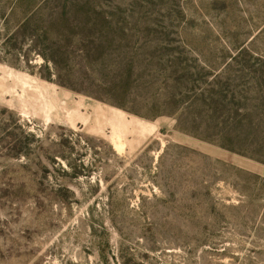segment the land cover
<instances>
[{
	"label": "rangeland",
	"instance_id": "obj_1",
	"mask_svg": "<svg viewBox=\"0 0 264 264\" xmlns=\"http://www.w3.org/2000/svg\"><path fill=\"white\" fill-rule=\"evenodd\" d=\"M0 264H264V0H0Z\"/></svg>",
	"mask_w": 264,
	"mask_h": 264
},
{
	"label": "trees",
	"instance_id": "obj_2",
	"mask_svg": "<svg viewBox=\"0 0 264 264\" xmlns=\"http://www.w3.org/2000/svg\"><path fill=\"white\" fill-rule=\"evenodd\" d=\"M220 119H221V121H222V124H223V128H222V131H229V127H230V119L227 117V116H223V115H220ZM230 131H242V130H236V129H234V130H230ZM229 146H231L232 145V143L231 142H229ZM223 148H225V147H223ZM225 149H228V150H234V151H231V152H234V153H236V154H240L239 152H242V151H240V150H237V149H234V147H232V148H225ZM241 155V154H240Z\"/></svg>",
	"mask_w": 264,
	"mask_h": 264
},
{
	"label": "bare ground",
	"instance_id": "obj_3",
	"mask_svg": "<svg viewBox=\"0 0 264 264\" xmlns=\"http://www.w3.org/2000/svg\"><path fill=\"white\" fill-rule=\"evenodd\" d=\"M248 7L252 8V7H251V6H249V5H248ZM116 148H117V150H118V151H120V150H121V148H122V146H121V145H118Z\"/></svg>",
	"mask_w": 264,
	"mask_h": 264
}]
</instances>
